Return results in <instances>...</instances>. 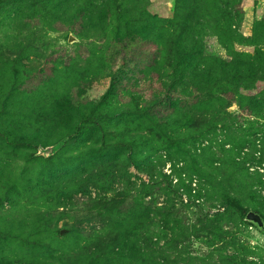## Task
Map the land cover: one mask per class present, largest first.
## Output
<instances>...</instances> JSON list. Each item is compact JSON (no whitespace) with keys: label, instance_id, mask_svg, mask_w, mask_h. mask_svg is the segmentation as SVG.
<instances>
[{"label":"rangeland","instance_id":"1","mask_svg":"<svg viewBox=\"0 0 264 264\" xmlns=\"http://www.w3.org/2000/svg\"><path fill=\"white\" fill-rule=\"evenodd\" d=\"M34 2L0 7V264H149L137 252H127L122 260L119 250L107 248L114 229L119 233L128 223L132 231L126 232L134 233L138 225L129 210L121 209L124 216L115 219L103 205L94 209L92 199L103 196L101 184H87L92 170L115 164L112 161L123 160L124 154H94V146L100 148L105 141L101 132L89 131L68 141L62 137L91 113L99 116L109 137L146 134L153 128L133 113L136 104L151 106V113L159 117L169 114L171 97L183 102V88L171 90L164 44L148 33L119 42L112 25L71 18L62 9L48 15ZM139 3L114 0L110 8L134 10ZM141 3L150 15L163 19L176 15L177 0ZM240 3L243 14L234 28L241 41L231 55L245 67L260 61L264 66V0ZM210 4L201 17L212 24L220 16ZM203 34L208 59H229L230 53L210 27ZM255 87L241 93H260L264 81ZM231 110L242 115L236 104ZM8 140L34 146L23 148ZM156 147L157 170L171 176L174 163L182 161L181 154L167 145ZM129 172L138 186L151 184L147 174L134 167ZM172 178L176 184L178 177ZM197 181L193 177L191 197L180 190L183 215L189 213L184 205L194 210L193 203H199ZM141 198L147 205H166V197L156 188H146ZM176 203L181 209L180 201ZM249 222L241 226V243L264 248V234ZM209 251L201 243L193 244V253ZM233 252L230 248L229 253Z\"/></svg>","mask_w":264,"mask_h":264},{"label":"trees","instance_id":"2","mask_svg":"<svg viewBox=\"0 0 264 264\" xmlns=\"http://www.w3.org/2000/svg\"><path fill=\"white\" fill-rule=\"evenodd\" d=\"M21 1L0 0V7ZM34 1L48 15L53 9L56 13L62 9L71 18L81 16L84 21L112 25L119 42L141 38L144 33L156 34L167 54L171 90L184 91L183 102H174L171 97L166 116H154L149 105L134 106L133 113L151 124L153 129L149 133L109 137L99 116L91 113L81 117L70 135L62 137V141H68L89 131L101 132L105 141L100 148L98 144L94 146V154L99 151L124 154L123 160L119 158L112 161L115 164L107 163L100 170H92L87 178L88 186L98 187L100 183L103 192L99 199H92L94 209L103 205L106 214L115 219L124 216L121 209L129 210L138 225L134 229L137 234L126 232L132 231L128 223L119 233L114 229L107 248L119 250L122 260L127 259V252H137L149 264H264V248L244 245L238 237L241 226L246 227L249 222L246 219L250 212L259 215L264 223V90L256 95L241 93L264 81V66L260 61L245 67L241 59H235L239 57L231 55L233 46L241 41L234 28L243 14L241 0H177L173 19L150 15L141 0L134 10L110 8L114 0ZM210 2L220 16L212 24L201 17ZM207 27L230 53L229 59L210 60L205 56L208 51L202 36ZM234 104L241 116L231 110ZM8 141L23 148L34 146L30 142ZM161 144L181 154L182 161L174 163L171 176L157 170L154 153ZM131 167L147 174L151 184L138 186L137 181H132ZM173 176L178 177L176 184ZM193 177L199 178L195 196L199 203H193L194 210L184 205L189 213L183 215L180 190L191 197ZM146 188L161 190L166 205L156 207L157 202L147 205L141 198ZM258 228L264 234V226ZM195 242L210 251L193 253ZM230 248L233 253H229Z\"/></svg>","mask_w":264,"mask_h":264},{"label":"water","instance_id":"3","mask_svg":"<svg viewBox=\"0 0 264 264\" xmlns=\"http://www.w3.org/2000/svg\"><path fill=\"white\" fill-rule=\"evenodd\" d=\"M246 220L256 223L260 228H262L264 226L262 218L259 215L255 214L253 212H250L247 215V219Z\"/></svg>","mask_w":264,"mask_h":264}]
</instances>
